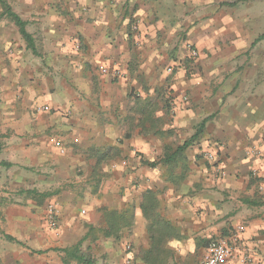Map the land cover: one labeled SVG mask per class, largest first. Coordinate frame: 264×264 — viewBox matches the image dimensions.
I'll use <instances>...</instances> for the list:
<instances>
[{
	"label": "crops",
	"instance_id": "0c3cea01",
	"mask_svg": "<svg viewBox=\"0 0 264 264\" xmlns=\"http://www.w3.org/2000/svg\"><path fill=\"white\" fill-rule=\"evenodd\" d=\"M145 3L32 0L21 14L12 8L28 22L37 52L16 24L13 38L3 31L0 51L12 53L6 58L19 72L8 78V92L0 96V264H88L86 259L92 264H200L213 238L240 225L241 239L226 264H264V61L238 63L228 81L221 71L214 79L197 74L172 82L171 95L148 94L129 75L137 54L142 61L136 68L148 75L142 77L144 85L162 90L150 72L158 63L153 5ZM131 18L140 21V34L130 30ZM42 38L53 40L48 52L58 55L54 59L62 69L75 70L72 84L63 83L59 95L50 97L56 110L51 116L36 113L48 96L40 74L36 81L30 73L35 63L38 72L46 67L38 44ZM137 39L146 46L131 48ZM202 66L212 67L200 63L195 69ZM243 69L254 72L241 75ZM137 95L159 96L155 125H142L134 107ZM163 97L171 100V121ZM201 117L208 121L200 141L182 156L170 153L168 162L152 166L174 137L184 139L178 147L194 135ZM49 132L53 149L46 142ZM52 139L61 142L64 153ZM113 148L118 153L109 157ZM51 152L60 176L52 199L56 226L51 208L40 206L25 184L31 167L40 171ZM209 152L217 153L215 162ZM93 166L103 168L102 176ZM101 206L133 215L118 238L105 235ZM82 240L80 260L62 251ZM243 249L252 261L241 259Z\"/></svg>",
	"mask_w": 264,
	"mask_h": 264
},
{
	"label": "rangeland",
	"instance_id": "374dc122",
	"mask_svg": "<svg viewBox=\"0 0 264 264\" xmlns=\"http://www.w3.org/2000/svg\"><path fill=\"white\" fill-rule=\"evenodd\" d=\"M7 1L11 4L13 9L19 11L21 14L27 9L26 7H28V4L32 0ZM54 1H58L59 3L63 2L64 4L65 1L69 0H48L50 3ZM144 1L149 4L152 2V13L154 15V23H152L154 24V29L152 30L153 47H155L157 51V54L155 53L156 60L154 62L158 63V65L155 70L150 72H152V77L156 78L155 80H160L159 87H162V90L155 87L154 84L150 86L144 85V83H147L145 81L148 77L146 74L147 71L136 68V66H140V62L138 61H142V57L135 54L132 68L129 69V75L132 80L138 82L143 90L145 88L146 91H155L157 95H161L162 93V95L166 94L167 96L169 92L170 95L173 92L170 91V85L172 82L175 83L178 78L192 79L199 74L202 78L214 79L216 73L221 71L222 76L228 81L230 78H234V73L237 72V70L233 68H235L238 63L264 61V39L259 40L255 45L253 44L255 40L264 33V0L242 1L235 6L222 4L225 1L234 0ZM1 13L2 5L0 3V14ZM131 20L129 25L130 30L133 31V33L137 32L140 34V21L133 20V18H131ZM200 26H202V31H198V27ZM143 30L145 29H142V33ZM3 31L8 33V37L13 38L16 35L17 27L15 23L7 17L0 19V45H2L1 39L3 37ZM139 39L134 40V44L130 43V47L136 49H138L139 45L145 47L146 45L144 42L141 43ZM52 42L53 40L42 38L38 43L41 55L46 57L47 62L45 64V69L42 67L38 72L37 63L30 65L31 75L36 79L40 74L41 82L45 83V97L48 96V98L46 97L48 103L37 109L36 113L39 112L38 110H40L41 113L46 111V116H51L56 111L55 106L50 104V101L52 102L51 98H54L55 95H59L60 92L57 90L60 88L63 89V83L72 84V74L75 72L74 69L71 70L70 68L62 69L54 59L58 55L48 52L54 47ZM75 46L76 49L81 48L78 42L75 43ZM9 51L10 50H8V52ZM44 51L47 52L45 53ZM8 55L12 56V53L0 51V59H4L2 63H0V96H4L6 92H8V78L14 77L15 72H19L18 69L14 70L11 63L8 62L6 58ZM146 61H148V59L144 58V63H146ZM134 62L137 65H133ZM200 63H207L212 65V67L209 68V70H204V66H202V69H195ZM219 65H221L220 68L222 70L219 68ZM247 72L253 73L254 71L243 69L240 71V74L242 75ZM181 74L182 76H180ZM144 75L146 77L145 79L142 78ZM208 75L211 77H208ZM64 78L67 79V82L64 81ZM34 80H32V82ZM229 83L230 82H227L225 84ZM188 94L189 93L186 92L185 96H183L185 100L186 98L188 99ZM168 119L171 121V116H169ZM203 120L201 117L200 122L196 125V132ZM51 132L47 133L46 142L53 149L49 141V136L50 138L53 137H51L53 134ZM188 139H190V137L185 140ZM161 140H163V138H161ZM164 140H166V137ZM168 140H170V138H168ZM183 140L184 139L180 138V136L178 138L174 137L171 141L172 146L170 145V150ZM199 141L200 139H195L193 142L196 143ZM110 153L116 155L118 152L113 148ZM52 154L53 152H51V156H49L51 159L46 162L47 165L41 167L40 171L37 170L38 166L34 165L31 167L28 178L25 174V184L30 185L32 191H34L31 197L36 198L38 203L41 204L40 206H46L47 210L48 207L51 208L54 204L52 202L53 194L58 192V182L60 180V176L57 177L56 175L58 167L55 165L56 159L53 157L54 154ZM216 157L214 160L209 159L215 162ZM42 168H44L43 173ZM93 169L96 175L102 176L103 168L101 166H93ZM1 232L2 231H0V238L3 237Z\"/></svg>",
	"mask_w": 264,
	"mask_h": 264
},
{
	"label": "trees",
	"instance_id": "16d2710c",
	"mask_svg": "<svg viewBox=\"0 0 264 264\" xmlns=\"http://www.w3.org/2000/svg\"><path fill=\"white\" fill-rule=\"evenodd\" d=\"M242 1H247V0H234V1H225L222 4H227L230 6H235L237 5L239 2ZM0 3L2 5V13L0 14V18L3 17H7L9 19H11L18 27L20 34L22 35V37L24 38V40L27 42V46L29 48L32 49V51L34 53L37 52V48H36V44H35V39L33 38L32 34L28 31L27 29V25L28 22L23 20L22 17L15 12L12 7L7 3L6 0H0ZM264 39V33L262 35H260L255 42L253 43L254 45L259 41ZM253 45V46H254ZM148 94H149V90ZM159 96L157 97H149V98H141L140 96L137 95L136 97V103H135V109L136 111H138L141 114V118L140 121L142 123V125L145 126L147 124L150 125H155L156 120L154 118V112H156L158 110V106H159V102L157 101ZM170 107H171V100L170 99H166L165 97H163V109H165V114L170 113ZM160 121V119H158ZM164 121L166 120V115H165V119H163ZM162 120V121H163ZM208 121V118H205L201 124L199 125V129L198 131L192 135L190 137V139L184 141V143L178 147H176V149L174 151L170 150V146H168V149L166 150V153L164 155V157H162L160 160L153 162L152 166L156 165L159 162H168L170 160V153H173L174 157H179L182 156V152L191 144H193L195 139H198L200 137V135L202 134V132L204 131V128L206 126V123ZM116 150V149H115ZM111 151V150H110ZM117 151V150H116ZM118 152V151H117ZM107 153L108 152H104L102 155H104V157H107ZM111 154V153H110ZM115 155H109V157H113ZM151 164V163H150ZM32 193H34V191H32ZM101 212V216L103 218V220L106 222L107 227L105 229V235L106 236H116L117 238L119 237V230L122 227H128L131 224V220L133 215L128 214H119L118 210H114V209H109L108 207L102 206L100 209ZM10 239H12L11 237H8ZM82 241L78 242L76 245L71 246V247H67L62 249L63 252H65L68 256L71 257H75L76 259H81V245H82ZM88 264H92L90 260H85ZM150 264H163L162 262H156V261H150Z\"/></svg>",
	"mask_w": 264,
	"mask_h": 264
},
{
	"label": "built area",
	"instance_id": "2783aa9c",
	"mask_svg": "<svg viewBox=\"0 0 264 264\" xmlns=\"http://www.w3.org/2000/svg\"><path fill=\"white\" fill-rule=\"evenodd\" d=\"M79 46V45H78ZM115 75H120V71H113ZM53 143L60 147L62 153L65 152L64 146L61 144L59 140L52 139ZM254 154L260 156L262 151L255 150ZM208 156L211 160H214L216 157V153L210 152ZM55 206H51V223L53 226L57 225L55 219ZM244 227L238 226L234 232L230 235H223L213 238L207 245L205 255L200 261V264H226V262L231 259L235 253V248L239 244L241 239V233L243 232ZM241 259L243 261H252V255L246 249L242 250Z\"/></svg>",
	"mask_w": 264,
	"mask_h": 264
}]
</instances>
